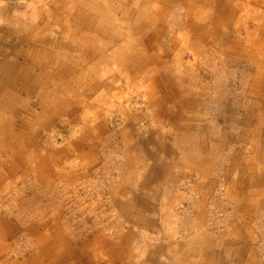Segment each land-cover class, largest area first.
I'll use <instances>...</instances> for the list:
<instances>
[{
	"label": "crops",
	"instance_id": "0c3cea01",
	"mask_svg": "<svg viewBox=\"0 0 264 264\" xmlns=\"http://www.w3.org/2000/svg\"><path fill=\"white\" fill-rule=\"evenodd\" d=\"M5 1L0 0V184L30 177L31 186L44 189L51 173L79 180L98 163L100 141L113 135L120 141L119 174L106 203L116 218H133L134 225L99 227L88 238L60 245L57 213L20 224L12 208L8 216L0 213V264H264V134L251 133L244 160L230 145L241 135L235 117L223 125L194 103L188 111V95L155 82L149 60L158 58L155 29L170 0H41L44 6L38 3L18 17ZM183 1L190 17L186 28L198 43L206 41L203 34L243 27L234 4L219 3L218 15L208 21L197 7L201 0ZM244 1L264 6L262 0ZM244 12L250 19L251 10ZM51 30L57 39L46 48ZM245 56L256 62L250 92L261 105L257 113L264 114V20ZM136 96L154 119L175 130L165 149L163 134L157 135L160 153L136 148L131 131L112 119L111 103L126 113L122 103ZM171 105L177 106L173 114L167 112ZM136 114L127 117L136 120ZM63 121L73 126L69 141L47 145ZM63 157L74 161L58 170ZM18 233L32 237L27 245L34 247L20 259L9 242Z\"/></svg>",
	"mask_w": 264,
	"mask_h": 264
},
{
	"label": "rangeland",
	"instance_id": "374dc122",
	"mask_svg": "<svg viewBox=\"0 0 264 264\" xmlns=\"http://www.w3.org/2000/svg\"><path fill=\"white\" fill-rule=\"evenodd\" d=\"M46 1L18 0L16 2V0H6L5 2L12 9V17H18L19 14H23V11L26 12L27 9L29 11L31 6L35 7L38 3L44 6ZM135 1L139 5L143 3H140V0ZM19 2L22 6L16 5ZM224 2L231 4L229 7L234 4L243 27L232 24L220 30L218 34L216 33L217 36L215 37L212 32L202 33L204 35L202 38H205L206 41L198 43L196 39L198 37L190 36L189 31L191 30L186 28L190 18L185 9L187 3L183 0H170L167 7L168 13L165 17L158 19L160 27L155 29V34L159 35L158 43L155 46L159 49L157 52L158 58L155 60L152 58L149 62L150 64L152 62L153 71H156L153 72L155 82L162 83L166 90L167 88L172 89L173 86L176 95H188L183 100L188 111L195 109L188 107V104L192 105L194 103L195 106L202 107L207 115L213 116L212 118L218 124L223 125H227V117L236 118L235 124L237 125L235 127L238 128L241 135L238 140L230 145L238 147L241 150L240 157L242 156L245 160L250 138H254L251 133L253 132L254 135L260 136V138H263L264 134V114L262 111L257 113L261 105L250 92V83H252L251 80L254 71H256V62L245 56L249 42L256 38L257 32L263 25L264 6L248 7L244 0H201L197 7H201L203 10L202 15L207 16L208 21H211L218 15L219 8H217V5ZM247 8L252 12L250 19L245 17L244 10ZM197 13H200V11L198 10ZM194 18L197 22L199 21L197 15ZM9 20H12V18H9ZM162 29L164 30L160 32ZM199 31L201 32L203 29L198 28V35H200ZM184 35L190 36L187 41L181 38ZM46 36H49L50 46L45 47L53 48L57 39L56 32L51 30V32L46 33ZM61 62L63 63V61ZM69 74L70 71H68ZM122 104L123 108L122 106L121 108L124 111L126 110V113L117 109L114 110L112 103L110 106L113 112L110 113L115 123H120L119 125L122 124V127L126 126V131H131L133 134L131 141L136 144V148L144 146L146 149L156 150L160 153L158 143L156 144V137L158 134H163L161 148L165 149L167 141H169L167 140L168 136L171 137L170 134L172 135L175 132V130L170 129L167 121L154 119L151 115V107L140 97L136 96V98H131ZM176 108L177 106L171 105L167 112L170 111L173 114ZM135 112L138 115L137 119H131L130 121L127 116ZM166 115H164L165 118ZM72 130L73 126L70 122L63 121L58 126L56 124L51 130L52 137L47 140V145H50L49 141H51L58 147H64L69 141L67 136L69 137ZM244 130H249L248 135ZM118 132L116 130L114 133ZM45 135L47 138V134ZM100 142L102 155L99 156L98 163L86 168L85 171L89 175L84 174L79 180L64 181L60 173H51V184L49 183L44 189L36 185L31 186L35 180L30 177L19 183H17L18 180L6 179L4 183L10 185L3 184L2 181L0 184V209L5 207L6 210L0 213L8 216L7 211L13 208V211H9V213L14 221L16 223L19 221L20 224L57 213L60 245H67V243H70L69 239L71 238L74 241L88 238L99 227L114 228L118 225H134L133 218L128 220L116 218V213L108 208L106 203L108 190L116 182L119 174L120 155L117 150L120 141L117 137L110 135V137L103 138ZM2 147L5 148V145ZM39 154L40 151H38ZM34 156H31L30 160H34ZM72 158H61L62 160L56 164L58 170L63 169L62 166L64 163L67 164V161H74ZM31 174L33 173L29 172L26 176ZM146 176L151 180L152 176L149 173ZM2 187H4V190H2ZM19 216H21V219ZM27 240L31 244L32 237L24 233H18L9 241L15 251H20V254L17 253L18 259L25 258L34 252V247H29ZM161 242L165 248L167 241L162 240ZM15 243H19V245H14ZM61 248L64 247L59 249ZM10 258H13V255Z\"/></svg>",
	"mask_w": 264,
	"mask_h": 264
}]
</instances>
